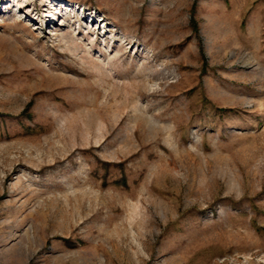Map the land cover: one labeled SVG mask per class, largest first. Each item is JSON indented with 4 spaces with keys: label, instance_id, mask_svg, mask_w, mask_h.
Segmentation results:
<instances>
[{
    "label": "rangeland",
    "instance_id": "rangeland-1",
    "mask_svg": "<svg viewBox=\"0 0 264 264\" xmlns=\"http://www.w3.org/2000/svg\"><path fill=\"white\" fill-rule=\"evenodd\" d=\"M0 264H264V0H0Z\"/></svg>",
    "mask_w": 264,
    "mask_h": 264
},
{
    "label": "bare ground",
    "instance_id": "bare-ground-1",
    "mask_svg": "<svg viewBox=\"0 0 264 264\" xmlns=\"http://www.w3.org/2000/svg\"><path fill=\"white\" fill-rule=\"evenodd\" d=\"M53 7V6H52Z\"/></svg>",
    "mask_w": 264,
    "mask_h": 264
}]
</instances>
